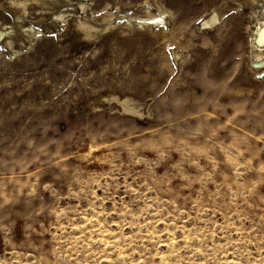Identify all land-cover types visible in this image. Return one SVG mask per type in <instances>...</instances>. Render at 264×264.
I'll return each mask as SVG.
<instances>
[{
	"label": "rangeland",
	"instance_id": "374dc122",
	"mask_svg": "<svg viewBox=\"0 0 264 264\" xmlns=\"http://www.w3.org/2000/svg\"><path fill=\"white\" fill-rule=\"evenodd\" d=\"M263 28L264 0H0V264H264Z\"/></svg>",
	"mask_w": 264,
	"mask_h": 264
},
{
	"label": "bare ground",
	"instance_id": "6f19581e",
	"mask_svg": "<svg viewBox=\"0 0 264 264\" xmlns=\"http://www.w3.org/2000/svg\"><path fill=\"white\" fill-rule=\"evenodd\" d=\"M147 20V19H146ZM152 21H161V19L159 18V19H152ZM216 21V18H214V17H212V18H210L209 20H204L203 22H202V25L203 26H209V25H211V22H215ZM151 23H153V22H151ZM154 24V23H153ZM256 31V30H255ZM260 31V30H259ZM3 34H5L4 33V31H0V36H2ZM257 35V37H258V42H259V45L260 44H263L264 45V28L261 30V32L260 33H257L256 34ZM2 38V37H1ZM257 40V39H256ZM257 42V41H256ZM257 42V43H258ZM262 48V47H261ZM260 48V49H261ZM260 52H261V50H260ZM252 66L255 68V69H261V68H263L264 67V54H262V55H258L257 57H256V59H255V61L252 63Z\"/></svg>",
	"mask_w": 264,
	"mask_h": 264
}]
</instances>
